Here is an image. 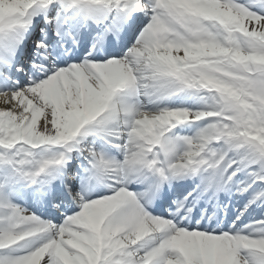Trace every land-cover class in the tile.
Returning <instances> with one entry per match:
<instances>
[{
  "label": "snow or ice",
  "instance_id": "1",
  "mask_svg": "<svg viewBox=\"0 0 264 264\" xmlns=\"http://www.w3.org/2000/svg\"><path fill=\"white\" fill-rule=\"evenodd\" d=\"M0 264H264V0H0Z\"/></svg>",
  "mask_w": 264,
  "mask_h": 264
}]
</instances>
